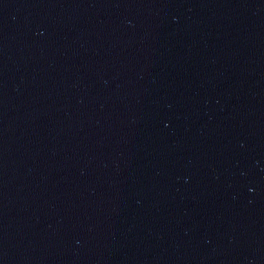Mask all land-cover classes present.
Segmentation results:
<instances>
[{
    "label": "water",
    "instance_id": "water-1",
    "mask_svg": "<svg viewBox=\"0 0 264 264\" xmlns=\"http://www.w3.org/2000/svg\"><path fill=\"white\" fill-rule=\"evenodd\" d=\"M50 0H0V264H28L29 180Z\"/></svg>",
    "mask_w": 264,
    "mask_h": 264
}]
</instances>
